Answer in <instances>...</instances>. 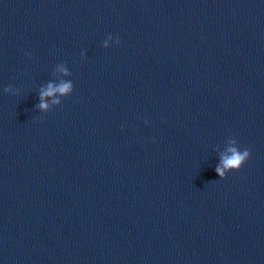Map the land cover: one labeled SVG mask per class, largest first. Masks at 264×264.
<instances>
[{"label": "water", "instance_id": "water-1", "mask_svg": "<svg viewBox=\"0 0 264 264\" xmlns=\"http://www.w3.org/2000/svg\"><path fill=\"white\" fill-rule=\"evenodd\" d=\"M0 264H264V0H0Z\"/></svg>", "mask_w": 264, "mask_h": 264}, {"label": "clouds", "instance_id": "clouds-1", "mask_svg": "<svg viewBox=\"0 0 264 264\" xmlns=\"http://www.w3.org/2000/svg\"><path fill=\"white\" fill-rule=\"evenodd\" d=\"M111 36V35H109ZM116 43H119V38H116ZM105 48H107V41L104 42L103 45ZM65 75H68L66 69L61 68L60 69ZM73 90V84L71 81L64 82L61 81L59 85L54 86L52 83H49L46 87V89H42L40 92V103L37 105L39 109L42 111H46L49 107V105L45 102L46 97H52L54 94L59 93L61 95H67L71 93ZM5 91H9V89H5ZM54 104H59V100H53ZM230 146L227 148V154L221 155V164L217 165L215 168L216 174L222 179L225 177L226 172L228 171H235L239 170L241 166L248 160L250 156V150L249 149H243L240 150L239 147L235 146L237 145V140L232 139L229 141Z\"/></svg>", "mask_w": 264, "mask_h": 264}]
</instances>
